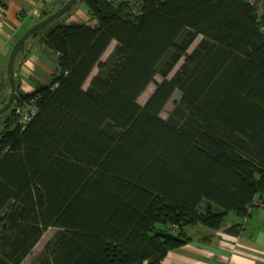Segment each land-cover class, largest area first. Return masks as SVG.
Instances as JSON below:
<instances>
[{
  "label": "trees",
  "instance_id": "obj_1",
  "mask_svg": "<svg viewBox=\"0 0 264 264\" xmlns=\"http://www.w3.org/2000/svg\"><path fill=\"white\" fill-rule=\"evenodd\" d=\"M78 2L95 25H47L56 74L0 116V264H23L49 229L31 264H161L186 228L219 231L264 203V4ZM30 98L21 130L14 107Z\"/></svg>",
  "mask_w": 264,
  "mask_h": 264
},
{
  "label": "crops",
  "instance_id": "obj_2",
  "mask_svg": "<svg viewBox=\"0 0 264 264\" xmlns=\"http://www.w3.org/2000/svg\"><path fill=\"white\" fill-rule=\"evenodd\" d=\"M67 1L0 0V102L7 100L10 92L6 69L14 44L24 32L42 21L44 12L52 14ZM81 14L83 16L68 12L62 22L81 23L79 17H82L86 25H95L88 10L84 9ZM43 29L23 44L14 62L16 89L25 94H31L36 84L47 85L56 74V69H50L46 63V57L56 58V55L42 44L48 31L47 27ZM40 53L44 55L42 58ZM226 218L219 231L199 225L186 228L190 243L169 252L161 264H264V203L256 200L242 220L234 215ZM232 225L238 226L234 234L228 231Z\"/></svg>",
  "mask_w": 264,
  "mask_h": 264
},
{
  "label": "rangeland",
  "instance_id": "obj_3",
  "mask_svg": "<svg viewBox=\"0 0 264 264\" xmlns=\"http://www.w3.org/2000/svg\"><path fill=\"white\" fill-rule=\"evenodd\" d=\"M262 2V3H261ZM258 8H259V11H260V14H262V8H263V4H264V0H261ZM86 9V7L81 3V2H78L75 6H74V9L73 11H70L69 14H76L77 16H79L78 14H80L81 16H83L81 14V12L84 11V9ZM68 14V13H67ZM68 16V15H67ZM67 16H63L61 18L58 19L59 22H62L65 20V18ZM81 19V23L85 24L84 20H82L83 18L82 17H79ZM45 30V29H43ZM41 30V31H43ZM40 32V31H39ZM39 34V33H37ZM200 37H198L195 42L191 45V47L188 49L187 53H190L195 47L196 45L199 43L200 41ZM114 46H115V43H111L110 46L108 47L107 51L104 53V55L102 56L101 58V62H104L106 61V59L108 58V56L110 55V53L112 52V50L114 49ZM39 54V53H38ZM44 55L43 53H40V57L42 58ZM183 62V60H181L177 66L174 68V70L172 71V73L169 75L168 79L172 77V75L176 72V70L178 69V67L181 65V63ZM46 63L47 65L49 66L50 69H53L55 70L56 69V72H57V65H56V58H54V56L52 57L51 55L46 57ZM97 73V70L94 69L93 72L91 73L90 77L88 78V80L86 81V83L84 84L83 88L86 89L91 81V79L95 76V74ZM162 82V78H160L159 76H156L154 78V81L153 83H151L147 89L144 91V93L139 97L138 99V104L142 107L145 105V103L147 102V100L149 99V97L152 95L153 91L155 90V85L156 84H159ZM180 99V93L179 92H175L171 98V100L167 103V105L165 106V108L163 109V111L161 112V118L163 120H166L168 119L172 109H173V104L174 102H177L178 100ZM12 108V107H11ZM11 110V109H10ZM9 110V111H10ZM8 111V112H9ZM7 114V112L2 116H5ZM0 117V131L3 127V120L4 118H1ZM233 214L232 213H229L228 214V217L226 219H228L229 217H231ZM188 229V228H187ZM56 233V230L55 229H49L47 230L43 237L41 238V240L39 241V243L35 246V248L32 250L31 254L26 258V260L23 262V264H31L34 259L36 258V256L41 252V250L43 249V247L47 244V242L54 236V234Z\"/></svg>",
  "mask_w": 264,
  "mask_h": 264
},
{
  "label": "water",
  "instance_id": "obj_4",
  "mask_svg": "<svg viewBox=\"0 0 264 264\" xmlns=\"http://www.w3.org/2000/svg\"><path fill=\"white\" fill-rule=\"evenodd\" d=\"M78 1L79 0H68L57 11H55L54 13H52L51 15H49L48 17H46L42 21L36 23L34 26L29 28L16 41V43L14 44V46H13L11 52H10V55H9V58H8V62H7V69H6L10 92H9V95H8L6 103L0 108V116L5 114L6 112H8L10 110V108L12 107V104L14 102V99H15L16 84H15V79H14V62H15L17 54L19 53V51H20L21 47L23 46V44L30 37H32L34 34L39 32L40 30H42L44 27H46L47 25L51 24L52 22H54L55 20L59 19L60 17L64 16L68 12H70L71 9L75 6V4Z\"/></svg>",
  "mask_w": 264,
  "mask_h": 264
},
{
  "label": "built area",
  "instance_id": "obj_5",
  "mask_svg": "<svg viewBox=\"0 0 264 264\" xmlns=\"http://www.w3.org/2000/svg\"><path fill=\"white\" fill-rule=\"evenodd\" d=\"M38 111L39 109L36 103V98H30L14 107V114L21 130H24L27 127L37 115Z\"/></svg>",
  "mask_w": 264,
  "mask_h": 264
}]
</instances>
